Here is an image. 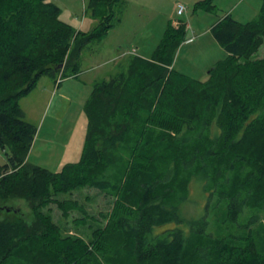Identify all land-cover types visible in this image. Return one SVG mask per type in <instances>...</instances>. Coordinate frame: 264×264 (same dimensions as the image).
<instances>
[{
  "label": "trees",
  "instance_id": "trees-1",
  "mask_svg": "<svg viewBox=\"0 0 264 264\" xmlns=\"http://www.w3.org/2000/svg\"><path fill=\"white\" fill-rule=\"evenodd\" d=\"M212 1L201 4L211 10ZM60 11L49 0H0V264H264L256 241L211 234L206 212L180 214L195 180L209 201H226L229 222L247 208L264 213V61L252 57L264 44V0L253 20L226 14L212 25L227 57L206 80L173 65L183 24L168 27L152 57L123 55L92 85L80 159L52 172L27 160L36 127L19 100L43 75H77L82 50L111 27L109 14L82 32ZM85 185L114 196L113 206L89 249L62 245L39 208L54 201L66 215L77 203L53 196ZM18 199L30 201L33 223Z\"/></svg>",
  "mask_w": 264,
  "mask_h": 264
},
{
  "label": "rangeland",
  "instance_id": "rangeland-1",
  "mask_svg": "<svg viewBox=\"0 0 264 264\" xmlns=\"http://www.w3.org/2000/svg\"><path fill=\"white\" fill-rule=\"evenodd\" d=\"M49 1L59 6L62 21L82 32L94 30L103 16L111 14V27L106 36L94 39L82 50L77 75L64 77L68 74L66 71L60 83H56L57 75H43L19 100L24 119L36 127L27 160L52 172L80 159L87 123L84 105L92 85L110 78L123 55L152 57L168 27L178 28L183 24L186 40L175 50L173 65L191 78L206 80L208 70L227 57L210 32L212 25L226 14L241 23L253 20L261 4V0H213V9L207 10L201 4L204 0H120L111 5L102 4L92 14L89 0ZM177 2L185 6L180 16L175 10ZM252 57L264 61V44ZM4 161V152L0 149V164ZM53 198L70 200L77 206L64 215L54 201L48 202L39 208V219L55 225L62 245L88 246L89 249L97 230L106 222L114 196L85 185ZM14 206L20 208L28 222H34L29 200H15ZM205 212L208 232L233 239L238 244H243L245 239L254 240L264 252V213L247 208L236 222H229L226 201H209L207 191L195 180L190 185L188 200L180 206V214L185 219H192ZM255 213L258 214L256 222L248 224ZM250 230L252 234L248 235Z\"/></svg>",
  "mask_w": 264,
  "mask_h": 264
},
{
  "label": "built area",
  "instance_id": "built-area-1",
  "mask_svg": "<svg viewBox=\"0 0 264 264\" xmlns=\"http://www.w3.org/2000/svg\"><path fill=\"white\" fill-rule=\"evenodd\" d=\"M175 10H176V14L177 15H182L183 14V12H184V10H185V6L181 3V2H177L176 4H175ZM59 81V80H58ZM57 81V82H58Z\"/></svg>",
  "mask_w": 264,
  "mask_h": 264
},
{
  "label": "crops",
  "instance_id": "crops-1",
  "mask_svg": "<svg viewBox=\"0 0 264 264\" xmlns=\"http://www.w3.org/2000/svg\"><path fill=\"white\" fill-rule=\"evenodd\" d=\"M61 81V80H60ZM60 83V82H59Z\"/></svg>",
  "mask_w": 264,
  "mask_h": 264
}]
</instances>
